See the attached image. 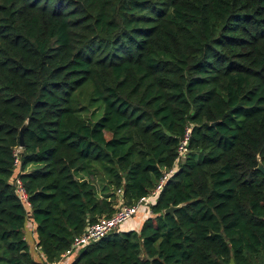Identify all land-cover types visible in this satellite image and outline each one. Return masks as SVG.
<instances>
[{"label":"trees","instance_id":"1","mask_svg":"<svg viewBox=\"0 0 264 264\" xmlns=\"http://www.w3.org/2000/svg\"><path fill=\"white\" fill-rule=\"evenodd\" d=\"M26 123L49 262L174 168L138 229L69 264H264V0H0V264H43Z\"/></svg>","mask_w":264,"mask_h":264},{"label":"built area","instance_id":"2","mask_svg":"<svg viewBox=\"0 0 264 264\" xmlns=\"http://www.w3.org/2000/svg\"><path fill=\"white\" fill-rule=\"evenodd\" d=\"M190 137H191V128L187 127L186 132L183 138L181 139V142L178 145V158L176 159V164L180 163L185 157L188 151L187 147L190 141ZM22 149L23 147L21 145L15 148V152H14L15 174L13 176V182L21 202L28 211L32 209V204L29 199V193L25 187L24 181L19 176V173L21 171V163H22V157H21ZM173 171L174 168L168 170L164 174V176L161 178V180L156 185V187L152 190L150 195L155 196L160 192L166 180L173 173ZM146 198L147 196L141 197L133 204H126L122 202L117 207V209L113 214L109 216H104L95 222L89 223L81 233L77 234L74 237L71 243V247L63 253L62 258L71 256L86 244H89L94 240H98L104 237L105 235H107L108 233L117 229L121 224L126 222L128 219L132 218L140 211L141 206L146 202Z\"/></svg>","mask_w":264,"mask_h":264},{"label":"crops","instance_id":"3","mask_svg":"<svg viewBox=\"0 0 264 264\" xmlns=\"http://www.w3.org/2000/svg\"><path fill=\"white\" fill-rule=\"evenodd\" d=\"M119 192L120 191L117 192L118 200H119L117 207L123 202L121 193ZM154 199L155 197L153 195H148L146 198V202L141 206L139 214L136 215V221L133 220L128 224H123L121 226V229L139 228V226L141 225L140 222H142L144 219H146L148 216L152 214L151 204L154 201ZM31 210L32 209L28 210V218L26 221L24 231H25V238L28 241L30 252L33 258L39 262H42L43 264H69L72 260V258L69 259L71 256L63 257L55 262H49L47 260L45 253L42 251L41 247L38 244L37 223L34 221L32 217Z\"/></svg>","mask_w":264,"mask_h":264},{"label":"water","instance_id":"4","mask_svg":"<svg viewBox=\"0 0 264 264\" xmlns=\"http://www.w3.org/2000/svg\"><path fill=\"white\" fill-rule=\"evenodd\" d=\"M27 127V123L24 124L22 127H21V134H20V144L22 147L25 146V137H24V131ZM263 172H264V164L262 162L259 163V166H258ZM179 206H174V205H171L169 206L168 208H166L165 212H174Z\"/></svg>","mask_w":264,"mask_h":264},{"label":"rangeland","instance_id":"5","mask_svg":"<svg viewBox=\"0 0 264 264\" xmlns=\"http://www.w3.org/2000/svg\"><path fill=\"white\" fill-rule=\"evenodd\" d=\"M87 115L90 117L89 113H88ZM94 180L96 181V183H97V185L99 186V188H100V186L102 187V181H101L99 178H94ZM100 184H101V185H100ZM139 212H140V211H139ZM139 212H138L136 215H138ZM136 215H134L132 218L128 219V220H127L126 222H124L123 224H128V223L132 222L133 220L136 221ZM144 220H145V219H144ZM144 220H143L142 222H140L141 225H142V223L144 222ZM123 224H121V225H120L117 229H115V230H120V229H121V226H122ZM141 225H140V226H141ZM140 226H139V227H140ZM130 229H133V228H130ZM137 229H138V228H137ZM77 251H78V250H77ZM77 251H76V252H77ZM74 256H75V253L72 254L71 257H70L69 259L72 258V260H73ZM72 260H71V261H72Z\"/></svg>","mask_w":264,"mask_h":264}]
</instances>
